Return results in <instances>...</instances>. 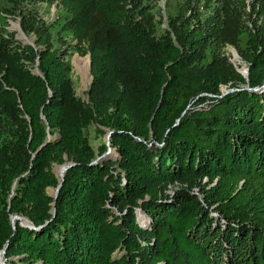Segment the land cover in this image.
<instances>
[{
	"label": "trees",
	"instance_id": "trees-1",
	"mask_svg": "<svg viewBox=\"0 0 264 264\" xmlns=\"http://www.w3.org/2000/svg\"><path fill=\"white\" fill-rule=\"evenodd\" d=\"M57 1L58 30L31 7ZM237 1L186 0L163 27L155 0H20L36 41L0 34V264H264V26ZM70 49L91 58L89 103ZM92 121L111 130L115 157L97 161Z\"/></svg>",
	"mask_w": 264,
	"mask_h": 264
},
{
	"label": "rangeland",
	"instance_id": "rangeland-1",
	"mask_svg": "<svg viewBox=\"0 0 264 264\" xmlns=\"http://www.w3.org/2000/svg\"><path fill=\"white\" fill-rule=\"evenodd\" d=\"M186 0H155L156 11L160 12L157 14V20L162 23L163 27L167 26V19L169 14H175L179 12L182 8L181 5H184ZM238 7L241 10V14L244 15L246 22H248L251 26L254 27H263L264 26V11L262 7L261 0H238ZM21 5L20 0H0V34L6 35L7 32H10L14 35V38L18 42H22L24 44H35L36 36L34 34L27 35L22 28V12L18 11L19 6ZM22 9H27V4L21 5ZM32 9L37 10L38 17L44 20L45 22L54 23V27L56 30L61 29L65 17L68 15L66 10L64 9L63 5L60 4L58 1L54 3L48 2H39L36 5H31ZM160 14V15H159ZM70 39V37H68ZM248 39L249 35L245 33L242 36L241 40V47L246 49L248 47ZM222 54L227 56L234 67L242 74L243 77L248 79L249 76V64L248 62L242 57L239 50L234 46H226L222 49ZM67 60L71 65V77L74 80L76 93L77 95L82 98L83 101L89 103L90 102V89L93 82L92 76V65H91V58L89 55H81L80 53L76 52L74 49H70L66 56ZM211 58V53L209 52L208 60ZM89 59L90 65L88 67L87 60ZM238 83V85H235ZM230 82L229 84H224L221 86V96H224L228 93H231L237 90L240 87H246V83L238 81V82ZM211 97V96H208ZM212 99L209 98L203 103H198L194 101L189 108L191 107H207L212 103ZM86 135L90 140L91 145L97 152V160H102L103 157L108 156L110 154L113 157L116 156V149L111 146V135L112 132L109 128L100 125L98 122L92 121L89 126L86 128ZM58 136V135H56ZM55 136V137H56ZM107 145L108 151L104 155H100V148L103 145ZM73 161L69 159L68 156L65 158V163L54 164L53 169L56 175L59 177V171L62 166H66L71 164ZM60 179V178H59ZM208 178L204 180H199V184H194L193 190L196 193L201 192V184H206ZM186 187L188 185H185ZM180 187H184L181 184H175L170 186V192L173 193L174 190L179 189ZM49 194L55 196L57 193V188H49ZM139 214L141 211L138 210ZM218 216V213H215ZM16 218H20L21 220H26V217L14 215L13 222L16 223L19 221L21 224H30L28 220L27 223L21 220L14 221ZM140 218L143 216L140 215ZM145 220V216L144 219ZM122 254V252H118L117 255ZM6 263V260H5Z\"/></svg>",
	"mask_w": 264,
	"mask_h": 264
},
{
	"label": "bare ground",
	"instance_id": "bare-ground-1",
	"mask_svg": "<svg viewBox=\"0 0 264 264\" xmlns=\"http://www.w3.org/2000/svg\"><path fill=\"white\" fill-rule=\"evenodd\" d=\"M87 62H88V67H89V65H90L89 59L87 60ZM110 155H112V154H110ZM66 168H67V166H62L60 168V171H59V174H58L60 179H62L63 175L65 174ZM17 220H21V219L20 218H16L14 221H17ZM21 221H24L25 223L28 222L27 219L26 220L22 219ZM2 261L3 262L5 261L4 254L2 255Z\"/></svg>",
	"mask_w": 264,
	"mask_h": 264
},
{
	"label": "water",
	"instance_id": "water-1",
	"mask_svg": "<svg viewBox=\"0 0 264 264\" xmlns=\"http://www.w3.org/2000/svg\"><path fill=\"white\" fill-rule=\"evenodd\" d=\"M97 161H98V160H97ZM97 161H96V163H97ZM66 166H67V168H66V172H65V174L63 175V177H62V179H61V184H60L59 187L57 188V193H56V195H55V198H56V199L58 198V195H59L60 189H61L62 184H63L64 179H65V175H66L67 171L71 168L72 163L69 164V165H66ZM23 225H24V226H27L28 224H24V223H23ZM2 264H5V261H4V262L2 261Z\"/></svg>",
	"mask_w": 264,
	"mask_h": 264
}]
</instances>
